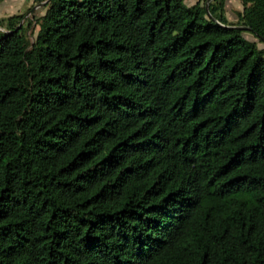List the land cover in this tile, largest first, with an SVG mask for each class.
I'll return each mask as SVG.
<instances>
[{
    "label": "trees",
    "instance_id": "16d2710c",
    "mask_svg": "<svg viewBox=\"0 0 264 264\" xmlns=\"http://www.w3.org/2000/svg\"><path fill=\"white\" fill-rule=\"evenodd\" d=\"M206 1L0 18V264H264V0Z\"/></svg>",
    "mask_w": 264,
    "mask_h": 264
},
{
    "label": "rangeland",
    "instance_id": "374dc122",
    "mask_svg": "<svg viewBox=\"0 0 264 264\" xmlns=\"http://www.w3.org/2000/svg\"><path fill=\"white\" fill-rule=\"evenodd\" d=\"M224 6L225 16L227 13V15L230 17L229 18L228 16H226V18H229L228 20L231 22H236V13L238 10H240V8H242L240 0H224ZM15 13H23L25 14V17H30L32 14H40L41 9L40 6H36V3H33V0H3L2 2H0V18ZM245 33H247L246 37L247 35H252L250 32L245 31L243 33L244 37ZM255 44L257 49L262 50L261 48H259L263 46L262 44Z\"/></svg>",
    "mask_w": 264,
    "mask_h": 264
},
{
    "label": "crops",
    "instance_id": "0c3cea01",
    "mask_svg": "<svg viewBox=\"0 0 264 264\" xmlns=\"http://www.w3.org/2000/svg\"><path fill=\"white\" fill-rule=\"evenodd\" d=\"M184 2H185L187 5H191V4L195 3L196 0H184ZM225 6H226V4H225ZM225 6H224V8H225ZM241 9H242V8H240V10H241ZM238 11H239V10H238ZM226 16H228L227 13H226ZM228 17H229V16H228ZM229 18H230V17H229ZM229 18H228V19H229ZM236 20H237V17H236ZM246 34H247V33H245V38L248 39L249 41L255 42V43H257V44H262V45H263L262 47H259V45H258V47L261 48L262 51L264 52V43H263V42H260V41L258 40V38L255 37L253 34H252V35H247V37H246Z\"/></svg>",
    "mask_w": 264,
    "mask_h": 264
},
{
    "label": "water",
    "instance_id": "95a60500",
    "mask_svg": "<svg viewBox=\"0 0 264 264\" xmlns=\"http://www.w3.org/2000/svg\"><path fill=\"white\" fill-rule=\"evenodd\" d=\"M211 0H207L206 2H205V9L208 11V4H209V2H210ZM43 5V3H38V4H36V6H42ZM33 9H34V7H33ZM32 9V10H33ZM237 28H241L242 30H248V27H245V26H236Z\"/></svg>",
    "mask_w": 264,
    "mask_h": 264
}]
</instances>
